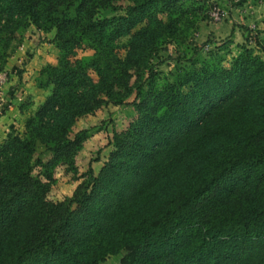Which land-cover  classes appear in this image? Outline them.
<instances>
[{"label": "trees", "instance_id": "1", "mask_svg": "<svg viewBox=\"0 0 264 264\" xmlns=\"http://www.w3.org/2000/svg\"><path fill=\"white\" fill-rule=\"evenodd\" d=\"M120 1L126 15L98 18ZM216 4L0 0V72L31 29L59 51L39 73L49 95L0 143V264H101L121 253V264H264V27L225 67L217 52L202 55L212 43L193 45ZM167 45V64L185 63L172 81L153 64ZM126 105L137 117L113 132L99 172L90 164L71 197L51 200L59 170L78 176L89 139L78 122Z\"/></svg>", "mask_w": 264, "mask_h": 264}, {"label": "rangeland", "instance_id": "2", "mask_svg": "<svg viewBox=\"0 0 264 264\" xmlns=\"http://www.w3.org/2000/svg\"><path fill=\"white\" fill-rule=\"evenodd\" d=\"M234 2V4L237 3L238 0H227V2ZM223 3V2H222ZM252 4L256 5L253 9H251L252 15H250L249 19H246L245 22L240 21L239 29L241 31H244V33L247 35L245 37L244 35H238L241 37V39H238V41L233 42V46L228 48L227 50H214L217 45L226 40H230V36L233 37L232 27L228 21H213L210 20L206 25H204V32L201 34L199 33L196 35V37L193 39V45L196 47V50H201V47L205 44L212 43L211 45H207L206 52L202 54L203 56H206L209 51L213 50L218 53V56H223L224 61L223 65L225 67H229L231 60L233 57L237 56L240 51V46L242 44H245L247 42V39L251 41L250 47H253V36L256 34L258 30H261L264 26V3H262V0H252ZM130 4L128 2L120 1L117 3V11L114 10H103L100 11L98 18H108L113 16H124L126 15L127 8ZM213 8L220 9L222 11H226V6L223 3V5H218ZM212 10V12H213ZM227 12V11H226ZM254 14V15H253ZM235 23V21L233 22ZM248 30V31H247ZM252 30V31H250ZM234 32V31H233ZM231 33V34H230ZM52 38V35H50ZM49 36V37H50ZM237 36V35H236ZM235 39V38H234ZM242 40L244 42H242ZM127 43V40L124 41V44ZM172 47L170 45H167L164 47L160 53L159 57L154 59L153 64L157 66V73L161 75V78L163 79L169 72H171V75L169 76V79L172 81L174 80V75L176 73L175 70L179 67L184 66V62L181 64H177L176 61L173 60L171 63V66H169L167 63H170V51ZM37 51H39L37 53ZM24 53V55L22 54ZM122 55H125V50H122ZM22 54V56H21ZM94 52L86 49H79L78 50V57L82 61H89ZM36 57V58H34ZM59 57V51L55 48L53 44H49L48 42L43 41L42 43L39 41V38L37 37L36 33H34L33 29L30 31H27L24 33V39L18 50L11 56V59L13 64H17L19 66L17 68V72L15 74V79L12 77L11 74H9L10 71H3L0 72L2 74H6L8 81L0 86V94H4V100H5V106L3 105V101H0V118L4 116L9 109V100L7 99V91L8 86H10L13 83V86L17 83L18 73L22 74V77L28 76L29 79L31 78L34 81V78L38 76L41 69L51 63L56 64ZM9 63V62H8ZM8 67V65H7ZM15 68V67H14ZM24 74V76H23ZM166 74V75H165ZM14 76V75H13ZM38 78L35 79V85L38 88V92L36 94H39V98H35L34 96L33 101L30 100L29 104H32V108L36 110V108L42 104L47 96L50 93V89H41L38 86ZM161 79V80H162ZM163 81V80H162ZM7 90V91H6ZM32 96V95H30ZM133 98L130 100V102H133ZM28 102H25L23 105H29ZM28 107V108H31ZM31 108V109H32ZM2 113V114H1ZM137 117L135 108L133 105H126L122 107H115V106H108L107 108L97 112L94 116H89L84 119H81L78 122V129L83 130L87 129L89 130V139L84 145V151H82L78 157H77V165L79 167V173H78V180H76L72 174L67 173L64 169H61L58 171V183L57 185L52 189L50 193V198L53 201L61 202L64 201L67 197H71L77 188L78 185L81 184L83 179H79V177L84 174L86 171H88V167L90 164L95 168V174L99 172V169L103 165L102 162L107 161L110 152L112 151V147L109 145L110 138L113 136V132H121L125 130L129 124ZM38 158H41L43 160H47L50 156V153L45 149L44 146L39 145L37 147V155ZM100 158V159H98ZM97 160H102V162H97ZM81 178V177H80ZM125 253H121L117 256H110L108 257L104 262L101 264H121V260L124 257Z\"/></svg>", "mask_w": 264, "mask_h": 264}, {"label": "crops", "instance_id": "3", "mask_svg": "<svg viewBox=\"0 0 264 264\" xmlns=\"http://www.w3.org/2000/svg\"><path fill=\"white\" fill-rule=\"evenodd\" d=\"M251 1L252 0H238L237 3L234 4V2L232 1L227 2V0H219L220 5H223V3L225 4L226 11H227V12L225 10L223 11L222 20L228 21V23H230L231 26L235 25V27H232V31H231L235 39L230 36L229 37L230 40L233 39L234 41H238V39H241V37L238 35H241V34L247 37L244 31H241L238 26L240 24V21H243L244 23L245 20L249 19L250 18L249 16L252 15L251 9H253L254 6L256 7V5L252 4ZM262 3H264V0H262ZM234 21L235 23H233ZM208 22H203V24L201 25L200 32H199L200 34L204 32V25H206ZM242 42L244 41L242 40ZM38 52L39 51H37V53ZM22 54L24 55V53ZM12 60L9 59L7 71H10L9 74H11V78L13 77L15 79V74L19 66H17V64H13ZM52 65H55V64H52ZM37 78L38 76L34 78V81H33L31 78L29 79L28 76L22 77V74L18 73L16 85L13 86L14 82L12 81V84L8 86V91L6 90L7 91L6 94L8 96L7 99L9 100L10 104H9V109L7 110L6 114L0 118V143H2L5 139H7L14 132L15 133L24 132V126H25L26 119L31 114L34 113L35 109H33L31 106L32 104H30L32 109L29 108V109H26L25 111H21V106H23L25 102L29 103L30 100L33 101V98H32L33 96L36 99L40 97L39 94H36L38 92V88L35 86L37 85V83H35V79L37 80Z\"/></svg>", "mask_w": 264, "mask_h": 264}, {"label": "built area", "instance_id": "4", "mask_svg": "<svg viewBox=\"0 0 264 264\" xmlns=\"http://www.w3.org/2000/svg\"><path fill=\"white\" fill-rule=\"evenodd\" d=\"M223 18V11L220 9H215L210 15V19L213 21H219ZM8 81L7 75L0 73V86L4 85ZM0 101H3V105L5 106L4 94H0ZM2 114V113H1ZM1 116V115H0Z\"/></svg>", "mask_w": 264, "mask_h": 264}]
</instances>
